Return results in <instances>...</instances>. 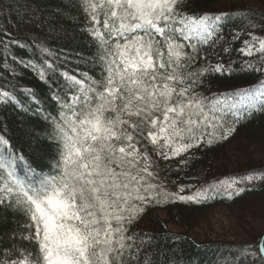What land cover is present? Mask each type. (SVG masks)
Here are the masks:
<instances>
[{
  "label": "snow or ice",
  "instance_id": "1",
  "mask_svg": "<svg viewBox=\"0 0 264 264\" xmlns=\"http://www.w3.org/2000/svg\"><path fill=\"white\" fill-rule=\"evenodd\" d=\"M194 4L77 0L82 33L95 49L88 57L76 53L77 63L92 69L61 71L60 59L42 44L35 45L42 64L13 58L24 69H39L42 81H63L49 87L56 114L33 112L45 127L28 133V154L6 128L0 132V213L5 223L16 218L7 243L0 242V264H158L155 234L139 227L148 211L264 190V166L199 186L177 184V191L161 176L160 161H178L179 171L195 150H214L264 120V36L256 34L264 32V12L239 0L216 9ZM229 24L235 27L225 32ZM3 37L5 50L19 43L9 33ZM234 52L246 58L233 59ZM241 76L258 80L212 90L213 79ZM0 88V103L31 110L17 100L16 85ZM25 94L35 101L31 89ZM189 188L191 194H182ZM164 237L180 239L166 230ZM220 260L264 264V233ZM163 264H172L166 255Z\"/></svg>",
  "mask_w": 264,
  "mask_h": 264
},
{
  "label": "trees",
  "instance_id": "2",
  "mask_svg": "<svg viewBox=\"0 0 264 264\" xmlns=\"http://www.w3.org/2000/svg\"><path fill=\"white\" fill-rule=\"evenodd\" d=\"M76 2L77 0H0V38H4L3 34L6 32L11 35V38L19 42L10 45L7 50L0 45V86L12 91V85H16L14 94L17 100L24 108L31 109L26 112L23 108L0 103V132L6 128L5 134L11 138L17 148L23 149L25 154L29 153V145L32 143L28 133L31 132L35 135L43 132L45 127V121L42 117L33 115V112L38 107L43 112L56 114V106L50 99L49 87L55 83H62L63 78L60 77L59 81H42L39 77V69H24L15 63L13 58L34 60L37 64H42L41 53L35 47L36 44H42L51 50L54 57L60 59L61 71L76 72L77 70L88 71L92 69L93 65L91 64L77 63L76 53L88 57L93 54L95 49L89 46L85 34L82 33L85 18L76 6ZM248 2L253 5L249 6ZM256 2L258 5L251 1H243V4L253 9L257 14L264 12V2L262 0H256ZM230 4L227 0H195L193 7L196 10L201 8L216 9L228 7ZM256 19H259V15ZM233 27H235L234 24H229L225 28V32ZM256 34L264 36V32H257ZM247 38L244 37V39ZM241 43L242 41L237 42L234 47L239 48ZM64 57H67L66 61L63 60ZM232 58L245 59L246 57H238L234 52ZM48 59L53 60V57H48ZM53 62L56 61L53 60ZM98 73L99 69L96 68L93 75ZM57 76H59V72ZM257 80L258 77L255 76H241L232 81L213 79L211 87L213 91H224L233 83L238 87H245L256 83ZM27 89L34 92L35 101L25 94ZM234 144L240 149L241 156L243 155L242 158L246 162L244 166L238 167L236 172L231 173L226 169L224 159L227 150ZM249 144L258 146L261 154L264 155V120H253L247 127L240 129L236 139L218 146L214 150H195L191 163L179 171L176 170V164L160 161L161 176L166 177L171 191H177L179 182L176 181L184 180L198 169L202 171L203 175L197 179L194 186L223 177L242 175L248 170L264 166V162L261 161L260 164L248 155L246 149ZM47 155L54 157L55 149L49 148ZM219 163L221 164L218 165ZM192 191L191 188L183 194L188 195ZM248 199H253L255 204L261 200L264 202V190L243 195L233 201H226L218 197L215 201L203 205L176 203L167 207H156L147 212L139 227L150 234H155V243H158L161 250V255L157 257L158 264H163L165 255L170 258L172 264H223V260L218 262L217 257L228 258L235 255L237 246L253 243L264 231L261 233L255 230L249 231L248 236L246 235V239H249L247 243L238 242L233 237H231L232 240L198 241L185 233L172 232L167 229V226L172 224L182 226L184 229L193 228L195 223L216 207L228 208L233 212V208L244 206ZM19 219L23 220L22 217ZM3 221V213H0V242L7 243L5 234L16 227V218L8 217L7 223ZM165 230L168 234H178L180 239H165Z\"/></svg>",
  "mask_w": 264,
  "mask_h": 264
},
{
  "label": "rangeland",
  "instance_id": "3",
  "mask_svg": "<svg viewBox=\"0 0 264 264\" xmlns=\"http://www.w3.org/2000/svg\"><path fill=\"white\" fill-rule=\"evenodd\" d=\"M229 3L237 0H227ZM251 1L256 3V0H239V2ZM248 5L252 6V3L248 2ZM255 5V4H254ZM249 156H252V160L264 162V155L261 154L260 148L256 145L249 144L246 149ZM226 158L224 159L225 166L228 172H236L238 167L245 165V160L242 158L240 149L234 144L226 152ZM247 158V157H246ZM178 161L173 160L167 162V164H176ZM222 163V162H221ZM219 163L218 165H220ZM217 165V166H218ZM203 173L200 169L196 170L195 173H191L184 180L176 181L180 185H192L197 182V179L202 176ZM190 189V188H189ZM188 190V189H186ZM255 201V200H254ZM264 202L261 200L257 204L253 203V199H248L244 206L233 208L231 212L228 208L216 207L210 213L204 216L199 222L195 223L193 228L184 229L182 226H176L168 224L167 229L172 232H178L186 234L192 239L203 241V240H232L235 239L238 242L249 241L246 239V235L249 231H258L261 233L264 231Z\"/></svg>",
  "mask_w": 264,
  "mask_h": 264
}]
</instances>
